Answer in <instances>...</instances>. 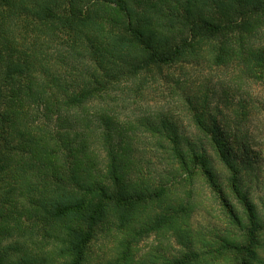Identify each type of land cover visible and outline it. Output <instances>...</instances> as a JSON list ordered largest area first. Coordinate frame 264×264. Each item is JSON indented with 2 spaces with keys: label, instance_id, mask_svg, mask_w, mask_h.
Masks as SVG:
<instances>
[{
  "label": "trees",
  "instance_id": "trees-1",
  "mask_svg": "<svg viewBox=\"0 0 264 264\" xmlns=\"http://www.w3.org/2000/svg\"><path fill=\"white\" fill-rule=\"evenodd\" d=\"M218 38L237 41L234 59L252 65L250 72L254 65L264 68V0H0V194L12 192L9 173L16 167L11 165L12 154L51 159L61 155V146L76 145L83 161L68 152L72 162L43 173L59 181L52 193L55 198L41 206L46 216L58 219L55 234L60 244L55 250L67 264L84 263L91 230L104 218L108 206L130 211L142 202L165 198L166 190L183 179L181 171L191 178L202 175L230 219L242 226L215 172L218 160L231 176L226 180L227 190L241 196L236 176L242 171L236 166L241 155L231 143L227 109L217 104L215 114L209 112L210 88L205 87V99L187 100L190 112L196 114L197 128L208 136L206 148L191 150L190 163L179 146L183 135L178 126H148L169 162L179 163L174 162L168 171V185L157 190L140 187L125 168L126 146L139 126L123 120L104 102L108 91L126 94L129 84L141 82V73L152 67L209 61L212 52L207 57L196 54L193 41ZM222 58L220 53L217 60ZM252 80L258 79L254 76ZM50 126L64 131L55 135ZM91 132L97 143L89 137ZM103 140L105 146L100 143ZM248 151L243 149V153ZM96 160L99 166L92 170ZM21 168L25 169L22 179L30 180L25 175L27 168ZM69 183L88 198L66 195ZM63 199L66 204L76 202L66 206ZM250 208L247 204L246 210ZM120 219L125 225L123 213ZM252 223L247 230L250 245L241 249L246 253L242 264L256 263L259 227Z\"/></svg>",
  "mask_w": 264,
  "mask_h": 264
},
{
  "label": "rangeland",
  "instance_id": "rangeland-1",
  "mask_svg": "<svg viewBox=\"0 0 264 264\" xmlns=\"http://www.w3.org/2000/svg\"><path fill=\"white\" fill-rule=\"evenodd\" d=\"M232 41L194 40L196 46L192 50L206 57L210 50L209 61L214 62L206 60L193 65L179 61L152 67L139 76L143 83L129 84L126 94L112 89L104 94V102L123 120L139 126L126 146L129 149L125 168L138 179L140 187L148 185L157 190L158 186L168 185V171L174 162L179 163L169 162L167 152L159 148V141L149 127L178 126L177 131L183 135L179 146L190 163L191 150L206 148L208 136L197 128L196 114L190 112L187 100L197 103L205 99V87L210 88L209 112L214 115L217 104L227 109L232 122L231 143L241 155L236 161V166L242 169L236 175L241 196L228 191L227 181L231 176L218 160L215 172L217 183L225 188L242 226L230 219L202 175L196 173L191 178L181 171L183 179L166 190L165 198L142 202L130 211L108 206L105 219L91 230L92 238L83 264H175L177 261H182L181 264H242L246 256L242 250L250 245L247 230L253 226V220L259 227L254 244L255 264H264V234H260L264 231V68L254 65L252 73L249 71L252 65L235 60L234 49L239 47L236 40ZM220 53L223 58L217 60ZM254 76L259 82L252 80ZM139 86L141 90L136 89ZM225 98H228L227 104ZM62 128L50 126L55 135L63 132ZM89 137L97 143L96 139L93 141L92 132ZM100 143L105 144L104 140ZM245 147L249 151L243 153ZM76 148V145L61 146V155L51 159L29 153L12 154L11 165L16 166L11 167L9 173V177L13 176L12 192L0 194V264H67L68 260L55 250L60 244L56 243L55 234L58 219L46 216L41 206L45 200L55 198L52 193L59 181L43 173L51 172L53 166L60 167V163L72 162L68 152L83 161L85 158ZM247 153L249 156L243 157ZM104 160L102 167L105 168L106 157ZM21 165L27 168L25 175L30 180L22 179L25 169ZM98 166L97 161L92 170ZM64 179L66 187L69 174L66 173ZM67 193L76 195L77 200L87 197L72 183L68 184ZM62 203L73 204H66L65 199ZM246 203L251 206L249 211ZM121 213L125 225H121ZM164 216H169L170 220H157ZM5 229L7 231H3Z\"/></svg>",
  "mask_w": 264,
  "mask_h": 264
}]
</instances>
